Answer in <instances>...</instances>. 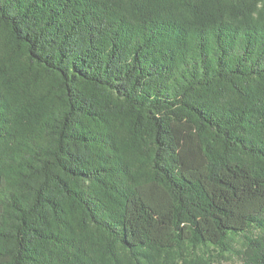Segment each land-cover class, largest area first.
<instances>
[{"label":"trees","instance_id":"16d2710c","mask_svg":"<svg viewBox=\"0 0 264 264\" xmlns=\"http://www.w3.org/2000/svg\"><path fill=\"white\" fill-rule=\"evenodd\" d=\"M241 236L264 264V0H0V264Z\"/></svg>","mask_w":264,"mask_h":264},{"label":"rangeland","instance_id":"374dc122","mask_svg":"<svg viewBox=\"0 0 264 264\" xmlns=\"http://www.w3.org/2000/svg\"><path fill=\"white\" fill-rule=\"evenodd\" d=\"M244 241H246L244 237H239L230 252L223 251L222 247L202 246L197 249L196 255L192 253L180 259L176 257L177 260L174 263H171L169 259L166 260L167 257L156 260L155 255L151 254V257L148 259L143 258L139 264H195L193 261L195 257H199L197 264H205V261L211 264H241L245 249Z\"/></svg>","mask_w":264,"mask_h":264}]
</instances>
